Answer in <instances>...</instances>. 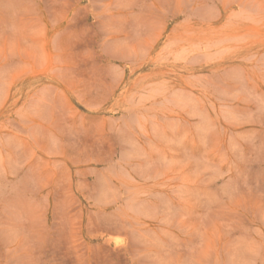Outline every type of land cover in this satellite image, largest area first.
Wrapping results in <instances>:
<instances>
[{"label": "rangeland", "instance_id": "1", "mask_svg": "<svg viewBox=\"0 0 264 264\" xmlns=\"http://www.w3.org/2000/svg\"><path fill=\"white\" fill-rule=\"evenodd\" d=\"M0 264H264V0H0Z\"/></svg>", "mask_w": 264, "mask_h": 264}]
</instances>
